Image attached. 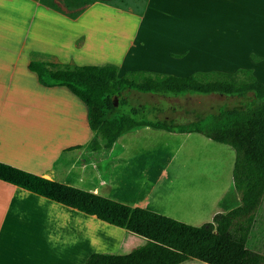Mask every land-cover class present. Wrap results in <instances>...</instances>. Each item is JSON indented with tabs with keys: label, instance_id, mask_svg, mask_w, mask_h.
<instances>
[{
	"label": "crops",
	"instance_id": "obj_1",
	"mask_svg": "<svg viewBox=\"0 0 264 264\" xmlns=\"http://www.w3.org/2000/svg\"><path fill=\"white\" fill-rule=\"evenodd\" d=\"M31 59L111 63L117 65L119 77L140 70L187 76L244 68L264 83V0H146L140 12L93 0L73 14L51 0H0L1 162L195 226L240 204L232 186L235 152L228 149L233 158L228 182L212 209L166 207L157 192L169 179L167 171L147 173L146 167L156 160L139 156L168 147L169 140L227 144L198 132L141 125L122 133L109 148L103 142L94 146L100 134L88 125L86 104L66 86L41 84L28 68ZM132 91L126 93L131 101L139 94L129 97ZM151 107L162 116L155 103ZM263 218L264 196L247 240L248 248L262 255ZM128 232L0 180V264H83L92 252L116 253ZM62 241L70 253L56 256L52 252L59 251Z\"/></svg>",
	"mask_w": 264,
	"mask_h": 264
},
{
	"label": "trees",
	"instance_id": "obj_2",
	"mask_svg": "<svg viewBox=\"0 0 264 264\" xmlns=\"http://www.w3.org/2000/svg\"><path fill=\"white\" fill-rule=\"evenodd\" d=\"M28 68L41 84L66 86L86 104L88 125L103 138L104 148L131 128L148 125L177 133L198 132L229 145L235 152L232 186L240 204L226 213H215L212 221L200 226L131 207L0 161V180L95 215L145 239L125 254L92 252L83 264H181L190 258L207 264H264V255L247 246L256 208L264 196V83L252 69L196 71L187 76L140 70L119 77L117 65L111 63L69 65L34 59ZM240 75L243 78L237 81ZM128 90L162 98L184 93L237 96L239 104L212 113H196L193 120L178 124L167 116L140 118L147 107L132 105Z\"/></svg>",
	"mask_w": 264,
	"mask_h": 264
},
{
	"label": "rangeland",
	"instance_id": "obj_3",
	"mask_svg": "<svg viewBox=\"0 0 264 264\" xmlns=\"http://www.w3.org/2000/svg\"><path fill=\"white\" fill-rule=\"evenodd\" d=\"M91 1L93 0H51L55 7L69 14L78 13ZM101 1L116 4L134 12H140L146 0ZM242 78L243 76L240 75L237 81H241ZM137 93L132 91L129 97ZM151 97L149 94L139 92L137 96L133 97L132 101L128 100L132 105L142 104L147 107L139 115L140 118L156 119L162 118L163 115H169L173 116L172 119L178 124L193 120L196 113H212L220 108L233 107L239 104V97L220 96L219 94L184 93L167 99L159 95L158 98L153 97L151 99ZM154 103L161 112L163 110L162 116L157 115V113L153 114L151 106ZM169 141L171 144L168 147L153 152L144 151L139 156L140 159L144 160H156L154 161L155 164L151 163L149 167H146L147 173L151 175L159 174L161 168H164L168 173L169 179L163 182L162 189L157 192L158 197L162 199L166 207L176 211L206 212L212 209L228 182V173L233 159L230 153L232 148L227 145L215 146L211 143L208 144L209 142H199L200 140H189L185 143L176 140ZM100 142H104L101 136L92 141L94 146ZM135 168L137 169V167ZM178 181L181 182L178 183ZM184 194L185 197H183ZM220 204L222 205L223 201ZM261 221L264 222V218ZM127 235L116 253L129 252L132 248L143 243L142 236L130 232ZM181 264L207 263L190 258Z\"/></svg>",
	"mask_w": 264,
	"mask_h": 264
},
{
	"label": "bare ground",
	"instance_id": "obj_4",
	"mask_svg": "<svg viewBox=\"0 0 264 264\" xmlns=\"http://www.w3.org/2000/svg\"><path fill=\"white\" fill-rule=\"evenodd\" d=\"M58 231L61 229V228H59V226L58 225H56V227H55ZM57 246H59L60 248H58V252H52V253H55V255L57 254L58 256H62L63 254H68V253H70V249H69V247H66V245H65V243L62 241L61 243H59ZM55 249V248H54ZM57 250V249H56ZM54 251V250H53ZM67 252V253H66ZM59 254H61V255H59ZM75 254V253H74ZM56 255V256H57ZM27 256H29V255H27Z\"/></svg>",
	"mask_w": 264,
	"mask_h": 264
},
{
	"label": "water",
	"instance_id": "obj_5",
	"mask_svg": "<svg viewBox=\"0 0 264 264\" xmlns=\"http://www.w3.org/2000/svg\"><path fill=\"white\" fill-rule=\"evenodd\" d=\"M114 100H115V101H114V104L117 105V102H118V101H117V98L115 97Z\"/></svg>",
	"mask_w": 264,
	"mask_h": 264
}]
</instances>
